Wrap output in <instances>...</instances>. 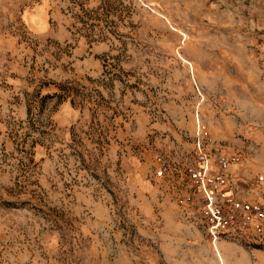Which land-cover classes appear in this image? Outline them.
<instances>
[{
	"label": "rangeland",
	"instance_id": "obj_1",
	"mask_svg": "<svg viewBox=\"0 0 264 264\" xmlns=\"http://www.w3.org/2000/svg\"><path fill=\"white\" fill-rule=\"evenodd\" d=\"M42 1L0 0V264H264L179 201L199 141L264 204V0H47L37 34Z\"/></svg>",
	"mask_w": 264,
	"mask_h": 264
},
{
	"label": "built area",
	"instance_id": "obj_2",
	"mask_svg": "<svg viewBox=\"0 0 264 264\" xmlns=\"http://www.w3.org/2000/svg\"><path fill=\"white\" fill-rule=\"evenodd\" d=\"M200 135L205 137L206 132L201 130ZM239 161L238 154L230 153L218 155L212 162L198 141L193 159L185 169L179 201L187 204L198 199L201 217L213 240L226 233H251L256 239H264V204L239 196L226 173ZM156 163L158 175L169 169L162 156L156 157ZM262 179L260 175L253 178L252 186H261Z\"/></svg>",
	"mask_w": 264,
	"mask_h": 264
},
{
	"label": "crops",
	"instance_id": "obj_3",
	"mask_svg": "<svg viewBox=\"0 0 264 264\" xmlns=\"http://www.w3.org/2000/svg\"><path fill=\"white\" fill-rule=\"evenodd\" d=\"M50 7L51 6L47 0L42 1L37 6L27 7L23 14L24 23L37 34L48 32L50 30ZM85 61L88 64L87 73H95L98 66L94 64L93 67H91L94 60L88 58V60ZM85 75L88 74L85 73ZM79 113L80 109L76 107L70 99H63L53 115L59 124L62 123V125H66L77 119ZM35 149L36 153H39L42 150L40 144H38Z\"/></svg>",
	"mask_w": 264,
	"mask_h": 264
},
{
	"label": "bare ground",
	"instance_id": "obj_4",
	"mask_svg": "<svg viewBox=\"0 0 264 264\" xmlns=\"http://www.w3.org/2000/svg\"><path fill=\"white\" fill-rule=\"evenodd\" d=\"M216 250H217V253H218L219 259H220V261H221L220 264H225L224 258H223V256H222V254H221L219 248L217 247Z\"/></svg>",
	"mask_w": 264,
	"mask_h": 264
}]
</instances>
